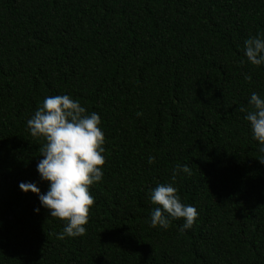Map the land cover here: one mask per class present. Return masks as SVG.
<instances>
[{
  "label": "trees",
  "instance_id": "1",
  "mask_svg": "<svg viewBox=\"0 0 264 264\" xmlns=\"http://www.w3.org/2000/svg\"><path fill=\"white\" fill-rule=\"evenodd\" d=\"M258 34L264 0H0V264H264V153L244 119L264 97L244 55ZM63 94L100 116L105 163L86 232L60 240L19 185L48 190L27 120ZM177 164L191 174L173 180ZM166 183L197 209L190 229L150 227Z\"/></svg>",
  "mask_w": 264,
  "mask_h": 264
},
{
  "label": "clouds",
  "instance_id": "2",
  "mask_svg": "<svg viewBox=\"0 0 264 264\" xmlns=\"http://www.w3.org/2000/svg\"><path fill=\"white\" fill-rule=\"evenodd\" d=\"M244 55L252 65H264V39L259 34L244 41ZM245 79L250 77L245 76ZM248 103L251 110L244 119L250 123L253 139L259 142L258 150L264 153V97L252 92ZM100 123L96 112L86 114L79 100L68 94L46 96L27 120L30 134L46 141L39 149L41 159L36 169L40 179L48 182V190L41 193L34 183L21 182L19 187L24 192L36 193L48 215L65 222L63 231L56 234L60 240L66 236L79 237L86 232L89 209L94 203L89 186L102 180L101 166L105 163V141ZM154 160L155 157H148L150 164ZM180 172L191 174L187 164H177L172 179L175 180ZM150 200L158 205L151 211L150 227L166 229L171 219L183 218V231L190 229L198 216L194 206L181 202L171 183L153 188ZM34 211L39 213L40 208Z\"/></svg>",
  "mask_w": 264,
  "mask_h": 264
}]
</instances>
